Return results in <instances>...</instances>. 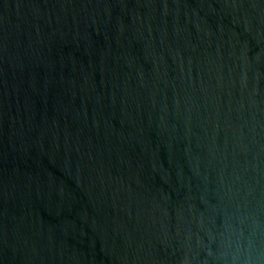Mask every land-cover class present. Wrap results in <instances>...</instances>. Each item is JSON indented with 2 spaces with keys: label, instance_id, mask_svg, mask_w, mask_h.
Here are the masks:
<instances>
[{
  "label": "water",
  "instance_id": "1",
  "mask_svg": "<svg viewBox=\"0 0 264 264\" xmlns=\"http://www.w3.org/2000/svg\"><path fill=\"white\" fill-rule=\"evenodd\" d=\"M0 264H264V0H0Z\"/></svg>",
  "mask_w": 264,
  "mask_h": 264
}]
</instances>
